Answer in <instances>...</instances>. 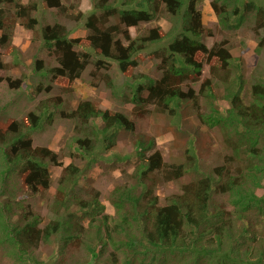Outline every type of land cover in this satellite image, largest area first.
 <instances>
[{"label":"trees","instance_id":"trees-1","mask_svg":"<svg viewBox=\"0 0 264 264\" xmlns=\"http://www.w3.org/2000/svg\"><path fill=\"white\" fill-rule=\"evenodd\" d=\"M64 1L45 0L60 11L59 17L72 23L85 19L89 44L85 50H76L81 41L70 38L65 25L54 23L38 31L34 16L38 0H0V45L10 40L6 27L18 22L32 32L33 41L41 38L49 55L56 56L57 66L43 67L37 60L34 73L73 82L90 64L92 52L116 62L131 77L130 68L138 67L141 53L168 40L149 54L159 78L146 77L145 84L124 100L132 103V112L152 109L171 122L182 116L183 132L173 131V137L186 153L181 162L167 164L153 151L150 139L137 140L136 164L128 182L110 191L107 200L114 213L107 215L99 193L85 187L82 196L77 192L79 183L98 162L97 155L108 152L117 135L132 132L134 125L122 113L82 101L66 118L76 122L71 146L87 160L80 166L74 161L79 153L68 149L66 154L74 160L60 171L47 219L23 203L43 197L51 187L50 168L62 164L48 148L33 147L30 133L42 125L43 117L51 122V108H57L60 97L41 101L37 112L30 111L19 120L0 118V264H48L36 253L40 246L56 249L50 264H264V75L248 86L241 60L232 56L227 41L210 48L204 44L203 38L212 36L196 6L204 0H90L89 14L77 16L65 12L73 3ZM209 6L227 33L256 19L255 56L263 57L262 5L210 0ZM160 18L169 21L170 31L157 25L136 38L129 36L128 28ZM15 52L8 43L6 54ZM211 59L218 65L209 67L210 77L195 92L186 84L198 82L204 63ZM4 65L0 53V70ZM109 65L106 61L99 66L107 71ZM91 75L98 77L96 71ZM104 79L115 94L110 76ZM185 110L193 113L195 124ZM213 146L215 165L206 164L202 156ZM15 172L22 196L9 189ZM171 181L181 182L179 191L160 204L154 188Z\"/></svg>","mask_w":264,"mask_h":264},{"label":"rangeland","instance_id":"rangeland-1","mask_svg":"<svg viewBox=\"0 0 264 264\" xmlns=\"http://www.w3.org/2000/svg\"><path fill=\"white\" fill-rule=\"evenodd\" d=\"M24 2L25 0H21ZM67 0L64 1L67 5L70 3L72 7H66L65 12L69 15L77 16L79 13L88 15L91 9L90 0ZM244 3L254 1L260 6L264 7V0H243ZM38 9L34 13L37 18V29L43 28L45 25H52L59 23L65 25L70 30V38L79 39L80 45L76 50H85L89 46L85 40L87 36V29L85 28V19L79 23L71 22L69 19L59 17L60 11L50 8L45 0H38ZM210 0L199 1L197 8L202 14V22L211 31V37L203 38L204 44L210 48L213 44L221 41H227L230 46L232 56L239 58L242 64V71L245 75L248 86L252 85L259 79L260 75H264V55L257 58L255 55L256 38L254 36L253 27L256 25V19H252L249 23H245L234 33H227L220 29L217 19L209 6ZM119 8L120 4H119ZM258 22H262L259 20ZM160 26L164 31H170L172 25L165 18H160L159 21L143 22L137 27L128 28V34L131 38H136L144 34L146 29ZM6 34L10 37L9 44L15 49V53L6 54L7 44L0 45V53L3 55L5 67L0 70V118H14L21 119L30 111H38L41 106V101L60 97L57 108H51L50 118L51 122L47 123L46 118L43 117V123L34 131H31L30 136L33 147H46L56 153L62 166L51 167V187L43 197L36 196L34 198L24 201V205H29L30 209L39 213L44 218L50 219L51 216L47 211V205L52 200L57 186V180L61 169L64 165L69 164L74 158H70L66 154L69 148L72 151L79 153L80 157L74 161L80 166L83 165L86 157L72 144V138L75 137L73 131L74 120L66 118L78 103L82 101H90L97 108L107 110L110 113H122L132 123L133 131L130 133L121 132L116 137L114 146L104 154H98V162H94L91 168L87 170L86 177L84 176L79 183L77 192L84 196V188L92 189L99 193V202L104 206L103 213L113 215L114 210L112 205L108 202L107 197L110 191L116 185H121L128 182V176L133 171L136 164V141L139 139H150L153 145V151H158L164 163H179L184 160L185 146L177 142L173 134L181 131L180 126L183 122L181 118H175L173 122L170 119L157 115L152 109L144 110L139 113V109L132 112L134 106L124 100L127 95H131L134 89L143 86L146 82V77L158 79L160 72L156 70V62L150 58V52L164 44L157 46L153 45L141 53L142 60L137 68H130L132 76L123 74L118 64L101 57V55L92 52L90 64L85 68L81 77L73 82H69L64 78L52 79L51 76L44 78L40 74L34 73L35 62L40 60L43 67L57 66L56 56L49 55L41 38L32 40L33 34L26 30L18 22L14 26H7ZM124 41H122V44ZM108 61L109 70L104 71L99 65ZM100 63L99 65L96 63ZM211 65H218L216 59H211L210 62L204 63L200 80L196 83L188 82L186 85L192 87L195 92L199 90L202 80L210 77L209 67ZM97 72V78L91 75L92 72ZM108 74L112 85L115 87V94L108 89L104 76ZM103 75V76H102ZM102 76V77H101ZM14 85L9 87V83ZM50 87L49 91H45ZM37 89H40L39 91ZM146 93H143V97ZM221 106L225 103L221 102ZM50 109V110H51ZM65 113V115H62ZM183 114V113H182ZM184 115L188 116L192 124H195L194 115L191 111L185 110ZM49 117V116H48ZM79 125V124H78ZM97 127L100 123L96 124ZM177 126L179 129H177ZM174 131V133H173ZM192 134H196L194 130ZM217 145L216 133H211ZM215 146L212 147L211 152H205L202 156V161L206 164L215 165L213 157L216 154ZM152 151L147 153L150 155ZM211 153V157H210ZM181 182H163L156 185L153 194L157 196L160 204L167 202V197L179 191ZM21 182L18 173H13L10 181L9 189L16 194L22 196L20 189ZM219 202L221 198L217 196ZM98 221L100 216H95ZM43 261L50 264L54 261L56 256V249L51 247L40 246L37 252Z\"/></svg>","mask_w":264,"mask_h":264},{"label":"clouds","instance_id":"clouds-1","mask_svg":"<svg viewBox=\"0 0 264 264\" xmlns=\"http://www.w3.org/2000/svg\"><path fill=\"white\" fill-rule=\"evenodd\" d=\"M155 80V79H154Z\"/></svg>","mask_w":264,"mask_h":264}]
</instances>
